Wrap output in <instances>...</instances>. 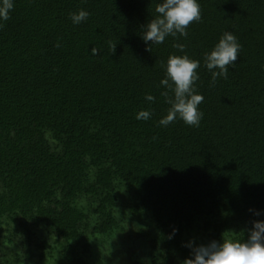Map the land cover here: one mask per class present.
<instances>
[{
	"label": "trees",
	"instance_id": "trees-1",
	"mask_svg": "<svg viewBox=\"0 0 264 264\" xmlns=\"http://www.w3.org/2000/svg\"><path fill=\"white\" fill-rule=\"evenodd\" d=\"M160 2L14 0L0 27V264H183L187 242L243 240L264 219L249 211L264 210V0H199L187 37L146 45ZM226 31L241 51L212 86L203 55ZM172 54L201 61L199 127L159 123Z\"/></svg>",
	"mask_w": 264,
	"mask_h": 264
},
{
	"label": "clouds",
	"instance_id": "clouds-1",
	"mask_svg": "<svg viewBox=\"0 0 264 264\" xmlns=\"http://www.w3.org/2000/svg\"><path fill=\"white\" fill-rule=\"evenodd\" d=\"M13 9L14 0H0V27H3L4 21L10 19ZM155 13V18L144 26L142 40L146 45L148 42H151V45L163 44L169 36L187 37L188 26L202 19L199 0H161L155 7ZM89 15V12L81 9L70 14V18L74 24L79 25L85 22ZM174 46L184 52L183 44ZM241 47L238 38L232 32L226 31L213 48L204 53V66L211 73L212 86L219 79H227L229 68L236 66ZM150 48L146 50L150 51ZM92 51L94 55L99 54L95 49ZM200 64V60L192 59L187 54L169 55L160 87L164 89L161 95L171 107L168 114L159 121L160 125L166 127L179 118L190 127L200 126L204 115L199 110L204 97L198 93L196 87ZM145 99L154 102L156 98L147 94ZM150 117L149 110H141L136 119L146 121ZM249 211L256 217L264 216V210ZM176 232L178 229H173V236ZM183 247L189 251V256L183 260V264H264V219L252 221L251 227L247 229L246 239L240 240L222 234L219 241L211 240L206 244L197 245L195 240H191Z\"/></svg>",
	"mask_w": 264,
	"mask_h": 264
},
{
	"label": "rangeland",
	"instance_id": "rangeland-1",
	"mask_svg": "<svg viewBox=\"0 0 264 264\" xmlns=\"http://www.w3.org/2000/svg\"><path fill=\"white\" fill-rule=\"evenodd\" d=\"M120 210L124 209L123 206H120L119 207ZM123 219V223L127 226V228L129 229V234L133 237V238H136L137 235L135 233V229H139L137 228V226H135L133 223L129 225V218L128 217H124L122 216ZM127 237V236H126ZM118 239H121L119 236H115V240H118ZM106 249H107V246H106ZM33 264H38V263H33ZM42 264H56V261H53V260H50V261H45L44 263Z\"/></svg>",
	"mask_w": 264,
	"mask_h": 264
}]
</instances>
